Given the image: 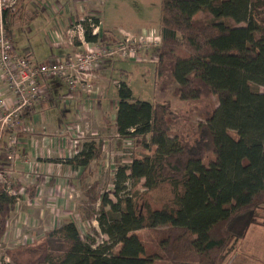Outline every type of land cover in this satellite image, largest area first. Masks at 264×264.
Returning <instances> with one entry per match:
<instances>
[{
	"label": "trees",
	"instance_id": "16d2710c",
	"mask_svg": "<svg viewBox=\"0 0 264 264\" xmlns=\"http://www.w3.org/2000/svg\"><path fill=\"white\" fill-rule=\"evenodd\" d=\"M15 8L3 15L10 37L6 18ZM79 22L86 42L115 44L109 31L92 35ZM158 32L159 90L172 82L179 99L215 96L216 106L191 134H170L177 119L169 107L133 97L119 81L113 124L142 154L117 164L114 200L108 192L91 199L99 200L96 220L106 239L95 243L64 219L26 245L31 260L15 248L5 264H225L257 223L264 210V0H161ZM100 154L101 144L89 141L70 160L87 166ZM132 186L143 190L132 193ZM160 187L164 194H146ZM14 202L0 188V238Z\"/></svg>",
	"mask_w": 264,
	"mask_h": 264
},
{
	"label": "crops",
	"instance_id": "0c3cea01",
	"mask_svg": "<svg viewBox=\"0 0 264 264\" xmlns=\"http://www.w3.org/2000/svg\"><path fill=\"white\" fill-rule=\"evenodd\" d=\"M98 1L19 0L13 13L6 18V22L11 23V37L17 53L41 63L64 59L80 49L71 24L90 11L100 20ZM103 29L106 30L101 25ZM148 29L158 31V28L144 27L118 36L108 32L109 40L116 43L125 33L138 35ZM70 40L74 43L69 44ZM152 51L140 52L139 60H130L136 72H143L144 67L148 70L147 62L154 58ZM113 59L116 58L104 59L90 73L89 90L70 92L63 78L43 81L41 98L24 110L13 165V178L23 191L14 202L2 236V246L7 249L31 244L64 219L73 220L82 234L89 233V226L97 231L94 210L99 208V200L93 202L91 199L99 193L98 188L108 170L113 180L117 164L129 162L133 155H139L137 150H141L131 138L120 137L113 124L118 82L121 81L107 75ZM110 83L116 89L113 96H109L107 89ZM0 93L9 106L13 95L2 80ZM89 141L101 144V154L87 166H79L70 159L80 151L84 142ZM82 203L93 205L94 212L86 213L79 206ZM158 262L160 260L156 258L151 264Z\"/></svg>",
	"mask_w": 264,
	"mask_h": 264
},
{
	"label": "built area",
	"instance_id": "2783aa9c",
	"mask_svg": "<svg viewBox=\"0 0 264 264\" xmlns=\"http://www.w3.org/2000/svg\"><path fill=\"white\" fill-rule=\"evenodd\" d=\"M18 2L19 0H0V80L13 95L12 103L7 106L0 93V188L15 201L23 191L16 186V179L13 178V165L19 144L17 134L23 128L24 110L35 105L41 98V83L47 79L63 78L70 92L89 90L91 84L88 76L101 61L112 57L139 60L140 52L153 49L160 42L159 32L154 29L144 30L138 35L125 33L114 45L103 44L100 40L86 42L84 28L79 21L87 22L92 35L98 34L102 25L95 15L89 14L71 24L80 42V49L64 59L35 63L27 55L17 53L13 40L4 27V12L13 9ZM94 18L98 21L95 22ZM73 43L70 40L69 44ZM153 57L155 60L154 53ZM3 239L0 238V248ZM8 262L7 257L0 256V264Z\"/></svg>",
	"mask_w": 264,
	"mask_h": 264
},
{
	"label": "rangeland",
	"instance_id": "374dc122",
	"mask_svg": "<svg viewBox=\"0 0 264 264\" xmlns=\"http://www.w3.org/2000/svg\"><path fill=\"white\" fill-rule=\"evenodd\" d=\"M160 2L161 0H99L98 9L102 26L110 33L117 36L124 32L138 31L144 27L158 28ZM85 13L86 14H83L82 17L93 14L91 11ZM229 23L232 24V22ZM146 66L148 70L144 67L143 72H136L132 61L116 58L112 60V66L107 70V75L117 78L118 80L126 81L136 98H142L150 102H159L167 105L169 107L170 115L173 116L174 119H177L170 134L180 132L179 129L181 128L184 130L185 134H191L192 131L195 130L196 124L204 119L206 112H209L214 106H216V97L210 96L209 98H204L199 101L181 100L179 99L174 89L175 85L172 82H169L166 85V90H159L156 86L157 77L154 70V60L148 61ZM107 89H109V96H113L116 93L114 84L110 83L107 85ZM110 99L111 97H109V100ZM127 142L128 140H126V143ZM152 150L153 148H151L149 153H151ZM140 151L141 150L139 149L137 150L139 155L142 154ZM203 162L206 164L207 159H204ZM106 173L107 174L102 179L100 188H98L99 194L104 192L111 194L110 192L113 187L111 171L108 170ZM135 189H138L139 191L143 190L140 187L132 186L131 192L134 193L136 191ZM146 194L161 195L164 194V189L160 187L152 191L151 194ZM111 198L114 200L112 194ZM79 206L83 207L86 213H93L95 211L94 213L97 214L99 211L98 207L93 211L94 206L91 204L88 205L82 203ZM256 221L257 223L250 227L252 230L246 232L244 239L237 244L235 252L227 258L225 264H264V210L258 212V219ZM98 229L96 231L92 226L88 227V235L95 241V243H101L106 239L105 236H101ZM140 234L147 241V232L141 231ZM146 246L149 255H155V245L147 241ZM8 250L9 249L5 246H1L0 256L7 257L9 261H11L7 253ZM20 250L25 252L22 254V258L26 259V261L31 260L33 255L29 253V249L26 248V246L17 247L15 251L19 252ZM158 263L163 264L162 262Z\"/></svg>",
	"mask_w": 264,
	"mask_h": 264
}]
</instances>
